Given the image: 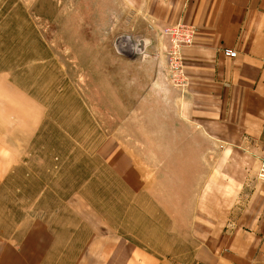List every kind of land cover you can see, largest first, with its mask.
I'll return each mask as SVG.
<instances>
[{
    "label": "crops",
    "instance_id": "crops-1",
    "mask_svg": "<svg viewBox=\"0 0 264 264\" xmlns=\"http://www.w3.org/2000/svg\"><path fill=\"white\" fill-rule=\"evenodd\" d=\"M110 3L119 6V19L132 20L127 34L143 40L141 101L126 116L128 138L135 137V126H165L158 133V153L151 152L154 134L145 128L140 146L146 154L136 149L138 135L128 145L134 173L128 193L137 196L133 210L139 214L134 225L144 230L131 239L120 230L111 233L107 221L94 228V213L74 198L68 211L89 227L86 242L77 245L74 232L64 240L50 219L55 213L38 211L16 230L0 232V264H264V181L257 178L264 156V0ZM178 23L195 28L194 43L182 50L190 79L184 93L169 79V39L163 34ZM226 48L237 56L227 57ZM12 94L22 98L0 77V188L11 172L10 158L20 155L39 114L35 108L22 118L16 105L22 99L13 103ZM27 104L35 105L30 99ZM146 114L148 121L130 122V115ZM10 116L23 126L7 132ZM120 159L117 155L115 167ZM146 162L158 163L152 174L141 167ZM146 172L144 189L138 179ZM174 176L178 188L170 185ZM176 190L180 199L173 202Z\"/></svg>",
    "mask_w": 264,
    "mask_h": 264
},
{
    "label": "rangeland",
    "instance_id": "rangeland-1",
    "mask_svg": "<svg viewBox=\"0 0 264 264\" xmlns=\"http://www.w3.org/2000/svg\"><path fill=\"white\" fill-rule=\"evenodd\" d=\"M110 1L0 0V77L5 88L21 94L11 97L13 103L22 99L16 104L22 118L35 108L39 113L20 155L10 158L11 172L0 188L2 233L16 230L38 211L55 213L50 219L63 238L74 232L81 246L89 227L68 211L74 198L90 207L94 228L107 221L111 233L120 230L131 239L134 231L144 230L134 225L139 214L133 210L137 196L128 193L134 173L127 150L138 135L136 149L146 154L140 146L146 129L147 135L154 134L151 152L158 153L164 124L135 126V137L128 138L126 116L141 101L137 80L143 40L127 34L132 20L119 19V6ZM29 99L34 106L28 107ZM150 116L130 115V122ZM12 118L6 117L7 132L23 126ZM166 132L165 139L170 137ZM117 155L122 160L115 167ZM157 164L141 167L152 174ZM148 172L138 179L140 188H147ZM176 180L169 177L172 188H178ZM171 195L173 202L180 199L179 190Z\"/></svg>",
    "mask_w": 264,
    "mask_h": 264
},
{
    "label": "built area",
    "instance_id": "built-area-1",
    "mask_svg": "<svg viewBox=\"0 0 264 264\" xmlns=\"http://www.w3.org/2000/svg\"><path fill=\"white\" fill-rule=\"evenodd\" d=\"M163 34L169 39L167 66L169 70V79L179 87L184 93L190 84V79L184 65L183 49L190 46L195 40V28L193 26L178 23L171 25L163 30ZM224 54L227 57L235 58L237 51L232 48L224 49ZM257 178L264 181V156L259 161Z\"/></svg>",
    "mask_w": 264,
    "mask_h": 264
}]
</instances>
